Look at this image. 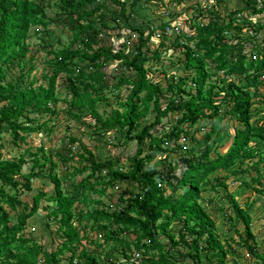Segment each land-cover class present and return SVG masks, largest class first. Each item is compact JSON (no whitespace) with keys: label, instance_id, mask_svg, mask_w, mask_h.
<instances>
[{"label":"trees","instance_id":"trees-1","mask_svg":"<svg viewBox=\"0 0 264 264\" xmlns=\"http://www.w3.org/2000/svg\"><path fill=\"white\" fill-rule=\"evenodd\" d=\"M143 3L0 0V264H116L135 249L144 252L146 264H264V232L254 231L253 205L235 201L227 193L228 174H219L246 173L249 180L237 178L264 195V117L253 121L257 103L264 104V0H245L241 11L252 22L246 35L226 36L233 18L227 24L217 12L198 29L197 50L187 46L183 52L178 40L171 55L165 47H174H153L134 22ZM258 14L263 21L253 24L249 18ZM52 23L72 32L68 45L52 38ZM38 26L46 33L36 51L51 56L39 84L32 77L30 42ZM133 31L139 40L125 47L122 39ZM180 54L179 63L169 60ZM152 60L160 67L154 74L147 68ZM112 62L119 73L110 71ZM100 103L110 109L101 110ZM46 114L76 120L96 135L116 133L121 150L96 155L73 136L77 149L59 156L67 164L62 177L43 145L8 156L5 136L20 148L30 134L47 128L40 123ZM132 142L135 151L128 147ZM35 179L46 181L35 188ZM68 181L72 187L65 188ZM119 184L128 193L118 199L122 209L103 200L83 208L92 202L88 192L102 196ZM225 198L230 211L222 206ZM9 208L19 210L16 219ZM42 208L57 226L50 247L24 233ZM217 212L224 215L226 235L219 233ZM95 231L104 243L94 239ZM105 246L110 248L103 254Z\"/></svg>","mask_w":264,"mask_h":264},{"label":"rangeland","instance_id":"rangeland-1","mask_svg":"<svg viewBox=\"0 0 264 264\" xmlns=\"http://www.w3.org/2000/svg\"><path fill=\"white\" fill-rule=\"evenodd\" d=\"M55 10V9H54ZM143 10H140L139 13ZM147 13V12H146ZM263 20V17L261 16L259 19V22H261ZM50 31L54 32V34L52 35V38H54V40H56V42H61L65 45L69 44V41L71 40V31L68 30L66 27L62 26V24H58V23H52L50 24L49 27ZM35 30L39 32V35H34L32 37V39H30L31 42V50L35 51V66L36 68L34 69V71L32 72V77L36 76V78L40 81H38V84L41 83V75L43 73H46L49 70V64L47 62H51V56H48L46 54V52H39L36 51V46L40 43V38L43 37L45 35L46 32L43 31V29L41 28V26L35 27ZM32 54V53H31ZM31 54L29 55L28 58H30ZM180 57H182V54H180ZM250 61V60H248ZM170 63L169 60H165V64L168 65ZM149 63H147L148 65ZM256 65H258V61L256 62ZM19 71L18 69L16 70ZM15 77V76H14ZM220 77V76H219ZM216 78L218 77H213L211 78L209 81L211 82H215ZM123 95H128L130 94L129 92H125L123 91V93H121ZM116 94H112L110 95L111 100L113 99L114 101V97ZM144 95V94H142ZM127 98V97H126ZM125 97L122 98L121 101H124V99H126ZM261 99H258L257 101H260ZM63 105V103H59V108H61ZM259 108H257L259 110V116H257L256 118L254 117L253 121L256 119H260L262 118L261 115H263L264 117V104H260L259 102L257 103V105ZM100 109H107L109 110L110 108L107 107L105 105V103H100L99 105ZM62 110V109H61ZM66 115V114H64ZM67 117V116H66ZM68 118V117H67ZM47 122L48 126L47 128H42L39 131L30 134V136L27 139L26 143H22L21 147L19 148V145L13 143L11 141V138L8 136H5L6 144L8 149L5 150V153H8L7 155H11V156H19L21 153H24V151L30 147L32 149V151H36L37 148H39V146L43 145L44 146V152L47 155L52 156L54 161L58 162V168H57V172L59 173V176L62 177V171L64 170V167L67 166V164H64L59 158L60 154H65L69 148L74 147V150H76V145L78 147L77 143H72L70 142L71 137H78L80 138L85 145H87V147L89 149H91L96 155L101 154L102 156H112V154L114 153V151H116V153H118L119 150V145L117 143H115V134L116 133H112L110 131L105 132V134H99L96 135L93 131H90L89 129H85L84 126L81 125L80 122L76 121V120H66V118H60L59 115H45L44 118L41 119L40 123H44ZM93 124V122H91ZM207 130L204 129L201 132H198L197 135L201 136L202 133L206 132ZM116 146H113V145ZM129 149L131 150L133 148V150H136V144H134V142H132L131 144H129ZM124 150V146L122 148ZM128 150V148H127ZM126 151V150H125ZM127 151L126 154L127 155ZM70 165V163H69ZM264 164H261V166H263ZM29 167V166H28ZM49 167V165H48ZM263 173H264V167H262ZM70 171H72V168L70 169ZM219 174L221 176H225L227 175L229 178L227 180L228 183V191L227 193H230L233 197L234 200L237 201L238 203L241 204L242 207L244 208H249L247 205H253L251 208V214L253 216V221H254V231L256 233L259 232H264V195L256 193L253 188L251 186H247L241 183V181L237 178V177H245L247 180H249V175L247 174V176L245 174H238L237 177H234L232 174L228 173V170H219ZM80 176L75 178V181L79 180ZM46 180H41V179H35L34 180V187L38 188L41 186L42 183H45ZM71 181H68V184L66 182H63V185L65 188H70L71 186ZM46 190H50L53 187V184L51 182L46 184ZM120 186L115 187L114 189L108 188L107 191H111L107 194V192L102 195V196H98L95 193L92 192H88L87 195H89L91 197V201H88L86 203H84L83 208L86 209H91L93 207H95V200H102L105 201L108 205L110 202L112 201H117L118 199H120L121 195H128L127 193V189H125L124 185L119 184ZM51 191V190H50ZM127 193V194H126ZM22 198H29L28 195H22ZM99 197L101 199H99ZM127 197V196H125ZM98 198V199H95ZM223 204L222 206L225 209H228L229 207H232V203L228 200V198H225L222 200ZM48 202H43V205L46 204ZM50 205H53L52 202H50ZM10 210L11 213V217L12 219H16V215L18 213L19 210L13 211L10 208L8 209ZM21 210V209H20ZM229 210V209H228ZM230 211V210H229ZM217 218H220V220H217V227L219 229V233H221V235H226V224L222 225V220L224 215L220 212H217ZM57 228L56 224L54 223V221L52 219H49L47 217V210H44L43 208L41 209V211L37 212L34 216L30 217L28 219V222L26 224L24 233L27 237H31L32 239H34L35 241L50 247L51 243H52V238L53 235L57 236L55 234V229ZM87 231H91V229H88ZM84 233V232H83ZM59 240V239H58ZM87 247V246H86ZM110 247H106L103 249V254L105 252H107V250H109ZM98 256V251H96ZM101 253V250H100ZM100 258V254L98 256V259ZM103 259V257H102ZM106 264V263H104Z\"/></svg>","mask_w":264,"mask_h":264},{"label":"built area","instance_id":"built-area-1","mask_svg":"<svg viewBox=\"0 0 264 264\" xmlns=\"http://www.w3.org/2000/svg\"><path fill=\"white\" fill-rule=\"evenodd\" d=\"M190 1L191 0H144L141 6L143 14L140 15L139 13L133 15L135 19L134 22L138 23L139 26L150 35L147 36V38L149 39L150 45L153 47H158L162 42L174 47L169 49L165 47L169 55L176 49L174 44L178 40L183 52L188 48L187 46L193 50H197L198 29L206 27L210 21L215 20L217 12L220 17L222 16L225 19L227 24L230 21V17L233 18L234 22L232 28L225 31V35L228 37L235 32L239 35H246L247 33L243 30L252 26L251 21L245 20L244 12L241 11L243 7L235 9L224 8L225 0H198V2L196 1L194 3H190ZM261 16V14H258L255 18L249 19H254L253 24H257ZM127 34L130 36L128 35L129 37H125ZM126 35H124L122 41H124L125 38L127 44L125 47H128L139 40L140 33L137 31L126 32ZM119 48L120 47L116 46L115 50H119ZM255 57H257V55H255ZM169 60H175L177 64L180 61V55H178V57H172ZM148 63L147 68L150 70L149 73L154 74L160 68L159 66L153 65V60ZM90 66L91 70L94 69L92 65ZM119 69L120 66L116 64V62L110 64V71L112 70L114 73H119ZM170 71L171 69H169V72ZM175 71L177 75H179L177 68H175ZM175 71L173 70L172 72L175 73ZM224 73V70L220 72L221 75ZM109 205L111 209H122L124 206V204L119 203V200L112 201ZM93 236L94 239H98L100 243H104L105 239L102 233L95 231L93 232ZM145 258L146 256L143 251L135 249L129 252L127 257L121 254L120 258H117L115 262L116 264H146L143 261ZM77 262L78 260L75 259L74 264H77ZM112 262L111 260L110 264Z\"/></svg>","mask_w":264,"mask_h":264},{"label":"crops","instance_id":"crops-1","mask_svg":"<svg viewBox=\"0 0 264 264\" xmlns=\"http://www.w3.org/2000/svg\"><path fill=\"white\" fill-rule=\"evenodd\" d=\"M198 2V0H191L190 1V3H194V2ZM225 3H224V8L225 7H227L228 9H235V8H240V7H243V5L245 4L244 2H245V0H225L224 1ZM109 192H111L110 190L109 191H107V194L109 193ZM99 199H101L100 197H99ZM103 200V199H102ZM87 211L89 210V209H86Z\"/></svg>","mask_w":264,"mask_h":264}]
</instances>
